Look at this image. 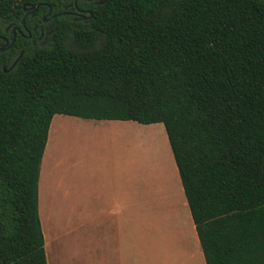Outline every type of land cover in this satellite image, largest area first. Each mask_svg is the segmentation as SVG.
<instances>
[{"label":"trees","instance_id":"16d2710c","mask_svg":"<svg viewBox=\"0 0 264 264\" xmlns=\"http://www.w3.org/2000/svg\"><path fill=\"white\" fill-rule=\"evenodd\" d=\"M0 0V20L25 5ZM0 67V264H48L55 114L164 124L206 264H264V0H106Z\"/></svg>","mask_w":264,"mask_h":264},{"label":"crops","instance_id":"0c3cea01","mask_svg":"<svg viewBox=\"0 0 264 264\" xmlns=\"http://www.w3.org/2000/svg\"><path fill=\"white\" fill-rule=\"evenodd\" d=\"M87 120H96L98 122L92 123L93 121H84L90 126L88 127L90 131H124L130 128L133 129L134 126L144 128V130H142L135 127L134 130L136 140L143 145H146L148 141L153 142L152 140L154 138L156 139L155 132L147 130L146 128H154L155 131L158 130L166 146H168L167 150L170 152L173 160L170 166L171 171L168 166L169 159L165 163L161 161V156L159 154L155 155L157 159L154 160L155 163H152L150 172L147 171L146 161L143 163L145 165L144 170H146L143 177L145 176L146 182L149 181V177H151L152 174H154L152 178L154 176L161 179L160 185L154 182V186L152 187L153 195L150 192L146 194V185L148 184H144L143 194L140 201L137 203L139 205L136 207L133 185L130 191L128 186L125 187L122 185L120 189L110 192L107 197L104 195L102 196L106 202L110 204L109 207L101 206L100 209L95 211H89L80 207L79 214H84L86 216L84 222H82L80 218L76 223V221H72L66 217L67 214H72L74 211H66L62 207H57L55 202L59 194L62 193L63 196L67 186L64 184V176L54 177V168H60L61 162L63 163L64 161L59 160L57 166L55 165L54 167L53 150L55 149V145L53 147L54 140L52 135L54 125L53 122H51L46 149L42 158L39 179V213L40 195L44 199V192H40V186H42V188L44 187L45 191V212L41 214L40 218L41 223L44 225L43 233L48 264H75L76 253L80 256L84 255L85 259L92 264H146V204L149 209L155 213L156 210H158L156 203L160 206H162V204L167 206L169 202L177 206V210L182 214L181 216H183L182 219L186 229L184 230L185 234H181L173 242L176 260L170 254V256L168 255V258H166L167 264H176V261L179 259L183 261V255L184 257L200 254L204 256L164 124L161 122L142 124L133 120ZM161 136L156 139L157 143L154 144L155 148L152 149H157L159 147L161 149V147L164 146L162 145ZM154 146L152 145V147ZM154 151L157 153V150ZM141 157L142 159H146L144 154ZM43 168L46 170V177ZM166 180L170 184L173 183V193L168 192L171 190H167ZM97 203L98 201L95 202V204ZM168 206L172 207L171 204ZM93 212L96 214L108 213L112 216L114 221L107 223L99 222L96 225V236L93 240H90L87 237L90 236L88 232L89 228L87 227V219L91 218L90 215H92ZM60 214L63 215L60 219L55 216ZM183 237L190 239L192 243V248L190 247L191 250L188 249L186 241L183 243ZM164 241H166V245H168L170 252V237H167ZM177 253L179 255H177ZM89 256H91L92 259H90Z\"/></svg>","mask_w":264,"mask_h":264},{"label":"rangeland","instance_id":"374dc122","mask_svg":"<svg viewBox=\"0 0 264 264\" xmlns=\"http://www.w3.org/2000/svg\"><path fill=\"white\" fill-rule=\"evenodd\" d=\"M84 121L98 123L96 120H87L63 114L55 115L52 121L54 125L52 130L53 147L55 145V151L53 150L54 167L55 165L57 166L59 160L64 161L63 163L61 162L60 168H54V177L64 176V184L67 186L66 192L64 191L65 194L63 193V196L62 193L59 194L55 202L57 207H62L66 211H74L72 214H67L66 217L76 221V223L80 218L84 222L86 216L79 214L80 207L89 211L100 209L101 206L109 207L110 204L102 196L107 197L110 192L120 189L122 185L128 186L129 191L133 185L137 207L139 205L137 203L143 194L144 184H148L146 185V194L150 192L152 195L154 182L161 184V179L154 176L152 178L154 174L146 182L145 176L143 177L146 171L143 163L146 161V168L149 172L152 163H155L154 160L157 159L155 155L159 154L161 161L165 163L169 159V170L173 163L171 154L167 150L168 146H166L160 132L158 130L155 131L154 128L146 129L155 132L156 139L161 136L162 145L165 146H162L161 149L160 147L152 149L155 148L154 144L157 143L155 138L152 140L153 142H146V145L137 141L134 130L135 127L139 128L138 126L124 131H90L88 129L90 126ZM139 129L144 130V128ZM154 150H157V153ZM143 154L146 159H142L141 156ZM43 170L46 177L45 168ZM40 188V192H44V199L40 195L41 216L45 212V191L44 187L40 186ZM167 190H171L168 192L173 193V183L170 184L167 181ZM96 201H98L97 204H95ZM169 204L172 207H169ZM156 207H158V210L154 213L146 204V264H167L166 258L170 254L176 260L173 242L181 234H185L184 230L186 227L184 226L182 214L172 202H169L167 206L165 204L160 206L156 203ZM55 216L60 219L63 215ZM90 217V219H87V227L90 234L87 237L90 240L95 238L97 233L96 225L99 222L114 221L108 213L96 214L93 212ZM42 226L44 231V225L42 224ZM167 237L171 239L170 252L166 241H164ZM185 241L188 249L191 250L192 243L190 239L183 237V243ZM177 255L179 254L177 253ZM75 257V264H92L85 259L84 255L80 256L76 253ZM89 257L92 259L91 256ZM183 258V261L179 259L176 264H205L204 256L201 254L188 257L183 255Z\"/></svg>","mask_w":264,"mask_h":264},{"label":"flooded vegetation","instance_id":"af4514ba","mask_svg":"<svg viewBox=\"0 0 264 264\" xmlns=\"http://www.w3.org/2000/svg\"><path fill=\"white\" fill-rule=\"evenodd\" d=\"M105 1L62 0L55 7L39 3L37 10L26 5V9L23 7L24 16L18 23L0 20V67L9 71L27 50L49 45L55 30V21L61 16L85 25L91 23L94 17L91 8Z\"/></svg>","mask_w":264,"mask_h":264},{"label":"water","instance_id":"95a60500","mask_svg":"<svg viewBox=\"0 0 264 264\" xmlns=\"http://www.w3.org/2000/svg\"><path fill=\"white\" fill-rule=\"evenodd\" d=\"M40 4H35V5H32L33 8H35V10H37L39 8ZM24 8L26 9L27 6L25 5ZM93 14L90 12V16H92ZM8 71V70H6Z\"/></svg>","mask_w":264,"mask_h":264},{"label":"bare ground","instance_id":"6f19581e","mask_svg":"<svg viewBox=\"0 0 264 264\" xmlns=\"http://www.w3.org/2000/svg\"><path fill=\"white\" fill-rule=\"evenodd\" d=\"M137 132V131H136Z\"/></svg>","mask_w":264,"mask_h":264}]
</instances>
